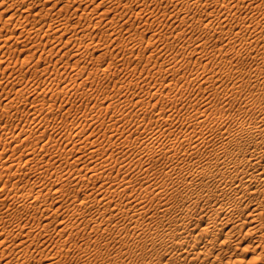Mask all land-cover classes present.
Masks as SVG:
<instances>
[{"label": "rangeland", "instance_id": "374dc122", "mask_svg": "<svg viewBox=\"0 0 264 264\" xmlns=\"http://www.w3.org/2000/svg\"><path fill=\"white\" fill-rule=\"evenodd\" d=\"M35 1L38 2L39 0H34L32 3H28L27 5L30 4L29 8H28L27 5L20 3L19 0H15V1L11 0V2H10V0H0V25L3 24L2 25L3 27L0 26V29H1L0 35H3V36H0V42H3L2 45H0V59L2 58L0 60V212H1L0 213V239L2 237V239L0 240V250L2 249V251H0V264H44V263H47V264H164L165 263L166 264V262H167V264H178V263L179 264L180 263L181 264H187V263L192 264L189 261V259H186L188 262L186 260H182V259L180 261L178 258L172 262L167 261L166 258H167L168 253H170L172 250L174 251L175 248H177V246L178 247L181 245L187 246V242H185L181 245L174 244L173 242L175 239L167 237V235H165L164 233L165 232H166V234H167V232L171 233L175 229H176V231H178V228L175 227L176 223H174L175 221H173V220L175 218H178L179 215H181L180 214L181 203L184 199L187 200V198L185 197V195H186L185 192L186 193L188 192L191 194H197L200 190H204L206 188H211V187H213L214 184H218V182L219 183L223 182V180L225 179V177H224L225 173H223L221 171L222 169H220V170L216 169V168L214 169V167L212 168V166H210L212 168V170L214 171V174L216 173L215 177H214V179H212V181H211L212 183H211L207 180H201L199 177L196 178L194 176H191L189 171L195 169L194 165H196V168L204 166L207 159L215 160L216 157H218V155L219 156L224 155L227 157V159H228V157H229V159H231V158L234 159V158H237L240 156H247L246 154H244V152H245L244 150L241 152L238 150L239 149L238 147H243V146L247 145L246 143H244V142H246V140L241 138L238 141L236 140V141L232 142L233 144L231 143L228 146L229 148L225 152V154H224V149H223L224 147L221 146L222 144L220 142H218V144H220V146L217 144L219 146V147L217 146L218 147V149L216 150L217 152L213 149H210L211 145H209V144H211V142H209V144L206 142L199 143L198 144L199 146L192 148V146H190L187 142H186L187 145H186V143L181 144V142H178V141H180V139H179L177 141L178 143L174 142V144H173V148H175V149H172L170 151L172 154H170V152L166 153V152L162 151L161 149H158L159 148L158 146H160V143H165L166 140H167L166 143H169V142L172 143L173 140L170 137H174V139L176 137V140H177V136H179L180 133L183 132V130L189 131V132L191 130H193L191 127H190L191 130H190V128L188 126V122L184 117V113L186 114V112L193 113V112H195V110H199V112L203 113L204 118L208 117L207 120L208 119L209 120L205 123L206 125L202 126V129L199 126L194 129V131L206 130L207 132L202 131V133L203 134L206 133L205 135H207V134L209 135V136L207 135V137H208V138L206 137L207 139H209V138L211 139V137H212V139L215 138L213 136H215L214 134L216 132L219 133L220 131L226 129L227 128L226 126L230 127L231 125H233L235 123V120L240 121L241 124H243V123L247 124L248 121H255L259 117V116H257V114H254L250 109H252L253 107L257 108L258 106H264V67H262L259 70L256 69L257 65H261L264 61V47H262V46H264V33H263L264 29L261 28L262 30L258 31V28H260V27H258L253 31L252 27L255 25V23H253V20L250 23L249 20L252 19V17H253L252 13H254L256 17H258V20H261V18L263 20V17H261V13L259 11H257L256 9L261 10L264 7V0H254V4H255V8H256V9H254V11H253V8L251 9V8H248L245 6V5H247V3L250 0H242V1H240V4L244 5V7H240L238 9L235 8L236 9L235 13H233V11L235 9L233 11L231 10L232 14L227 15V16H226V13L228 10L226 7H224V5H222L220 3L219 0H209L210 2L207 4V6L206 5L195 6L193 4H190L189 6H187V4L185 3V0H174L173 2H170L168 0H159V1L146 0V4H148L149 8H153V13L155 14V16H154V14H152L153 15L152 16V15H150V13L147 14V12L145 13L142 11L139 13H134V12L130 13L131 11H129V10L123 12L124 11L123 7L125 5L130 4L131 2L132 3L130 4V6L131 7L134 6V8L137 9L136 7H139L141 5L140 4L141 2L139 3V1H136V0H120L121 2L116 1L114 3H112L111 1H106V0H104V2L101 0H94V1L77 0L74 3L73 2L69 3L68 4L69 6H66V7L62 8L61 10H59L58 12L60 14L58 12H56L57 11L56 9H58V8H56L54 10L52 8H49V6L47 5L48 3L46 4V2H44L42 0L39 1L41 3L38 2L39 5ZM15 2H17V3L19 2L20 4L19 3L17 4ZM27 2L28 1H25L24 3H27ZM97 2H99L98 3L99 5L94 9L93 5H94V3L97 4ZM6 3H8V4H6ZM84 3L86 5H88L89 8L92 7V9L90 8L88 10V8L85 6ZM91 4H93V5H91ZM43 5L44 6L46 5V6L44 7ZM74 5L75 6L78 5V8H76L77 12L73 11ZM81 5L84 8H82ZM105 5L109 6L108 9L110 11L108 10L103 15L101 14L102 17L100 18L99 17L100 12H102V9H104ZM111 5H113V6H111ZM114 5H117V6H114ZM3 6L5 7V9ZM6 6H7V8H6ZM14 6L15 7L18 6V7L15 8ZM46 7L49 10H47L45 12V10L47 9ZM18 8L19 9L22 8V9L18 10ZM65 8L67 10H64ZM146 8H147V6H146ZM13 9H15V10H13ZM70 9H71V11H70ZM83 9L84 10L86 9V11H83ZM18 11H20V12H18ZM27 11H29V12H27ZM38 11H40V12H38ZM80 11H81L82 15L80 14ZM171 11H172V14H171ZM10 12H11V14L9 15ZM12 12H14V13H12ZM85 12L86 13L88 12V13L86 14ZM163 12H165V13H163ZM206 12H208L207 15L205 14ZM19 13H21V14L19 15ZM38 13H39V15L42 14L41 16L36 15L39 17V19L40 18H42V19L47 18L45 22L40 23V25L37 24L43 30L42 31L40 29V32H36L37 27H35V26H37V25L33 24V23H37L38 18L35 17V14H38ZM169 13L171 14V16ZM22 14H23V17H22L23 19L21 18ZM24 14H25V16H24ZM52 14L54 15V17L51 18V16H53ZM28 15L31 18L28 17ZM32 15H34V16L32 17ZM84 15H87L88 17L87 16L84 17ZM128 15H130V16L128 17ZM133 15H135V17ZM58 16H59V18H58ZM66 16H69V17H66ZM82 16L84 19L82 18ZM139 16H142V17H139ZM205 16H206L207 20H210L211 23H214V24H216L218 19H221L222 17H226V21L224 22V25H223L224 30L230 28L231 26L237 27L238 24H241V22H244L247 24L249 23L250 27L249 28L246 27V29L243 27L242 31L239 32L240 34L238 32H235L236 35H235V33L232 34L231 40L229 42H225V40L223 39L224 37H220L219 32L215 31V32L210 33V34L209 33L205 34L206 32L203 31V29L201 31L200 30L201 28L199 29V26L197 27L198 19H200V18L205 19ZM97 17H98V19H97ZM132 17H134V18H132ZM28 18H29V20H27ZM32 18H34V19H32ZM35 18H37V20ZM75 18H76V20H75ZM122 18H123V20H122ZM48 19H50V21ZM158 19H160V20H158ZM3 20H4V22H3ZM254 20H257V18ZM5 21H6V23H5ZM22 21H23V23H21ZM25 21H26V23H25ZM75 21H77V23H75ZM148 21H150V22L148 23ZM29 22H30V24L31 23L32 24L30 25ZM17 23L20 25L18 26ZM49 23H52V25L50 24V27L48 25ZM185 23H187V24H185ZM59 24H61V25H59ZM70 24H71V26L68 27V25H70ZM147 24H149V25L147 26ZM261 24H264V20L261 22ZM6 25H8L7 28H9V29H7V28L5 29ZM12 25H17V26L12 27ZM83 25H85V26H83ZM194 25H196V26H194ZM46 26L49 28H46ZM55 26H57L56 29H55ZM124 26H127L128 28L127 27L125 28ZM141 26H143V27L141 28ZM10 27L12 30H14V29L15 30L12 31L10 29ZM21 27H22V29H21ZM51 28H52V30H51ZM18 29L21 32L29 31L31 34L29 32L26 34H25V32H23V33L18 32ZM28 29H30V30H28ZM74 29H75L76 33L74 32ZM118 29H119V31H118ZM217 29L210 28L207 30L214 31ZM90 30H91V32H90ZM143 30H145V31L142 33ZM170 30H171V32H170ZM31 31H33V32H31ZM117 31H118V33H117ZM134 31H136V33ZM138 31L140 33L137 34ZM255 31L257 32V34L260 32L259 33L260 35L256 36ZM19 33H21L22 35ZM40 34H42V35H40ZM150 34L153 36H151ZM251 34H253V35H251ZM138 35H140V36H138ZM4 37H7V38H5L6 39L5 41L3 40ZM139 37H141V38H139ZM29 38H30V40H29ZM52 38H53V40H52ZM110 38H112L113 40ZM126 38H127V40H126ZM72 40H74V41H72ZM107 40H109V41L107 42ZM150 40H151V42H150ZM197 41H199V42L204 41V45H203L202 49H201V47H199V50L194 49V45L196 44ZM72 42H73V44H72ZM121 42H124V43H121ZM130 42H132V43H130ZM77 43H80V44H77ZM104 43H106V46ZM99 45H100V47H99ZM223 45H224L223 51H220V53H219L218 48L220 46H223ZM5 46H8V47H5ZM86 47H87V49H86ZM91 48H92V50H91ZM46 49H48V50L50 49V50L48 51ZM154 49H155V51H154ZM191 49H193V50H191ZM197 51H199V52H197ZM206 51H207V53H205ZM150 53L152 55H150ZM77 55H78V57H77ZM144 55L146 56V59L144 58ZM39 56H41V57H39ZM75 56H76V58H74ZM45 57H47V58H45ZM208 57H210V58H208ZM169 58H171V59H169ZM230 58H231V60H230ZM223 59H224V61H223ZM211 60H212V62H211ZM75 61H76V65H75ZM226 61L227 62L229 61V62L226 63ZM6 62H7V64H6ZM114 63H116V64H114ZM217 63H219V64H217ZM231 63H233V64H231ZM163 64H164V66L165 65H167V66L164 67ZM5 65H7V66H5ZM55 65L57 67H55ZM157 65H158V67H157ZM203 66H204V68H203ZM113 67H114V69H113ZM96 68H97V70H96ZM173 69H175V70L173 71ZM80 70H82V71H80ZM227 70H228V73H227ZM98 72H99V74H98ZM124 73H127V74H124ZM93 74H95L96 76ZM106 74H108V75H106ZM196 74H197V76H196ZM73 75H75L76 77ZM208 75H210V76H208ZM89 79H90V81H89ZM135 79H136V81H135ZM211 80H213V81H211ZM131 82H133V83H131ZM62 83H63V85H62ZM77 84H78V86H77ZM174 84H176V85H174ZM68 85H70V86H68ZM110 87H112V89ZM21 90H22V92H20ZM18 92L21 94H19ZM22 94H24V95H22ZM100 95H102V96H100ZM53 97H56V98H53ZM6 98H9V99H6ZM165 98H167L168 100ZM178 98H180V99L178 100ZM9 100H11V102ZM50 101L52 103L51 105H50ZM60 102H61V104H60ZM4 103H6V104H4ZM249 103H250V105H249ZM16 104H18V105L16 106ZM111 104H113V105H111ZM37 105H39V106H37ZM40 105H41V107H40ZM214 105H215V107H214ZM5 106H9V107H5ZM86 106L88 109L86 108ZM248 106H249V108H248ZM68 107H70V108H68ZM128 108H129V110H128ZM242 108H243V110H242ZM5 109L8 111H6ZM99 109H101V110H99ZM248 109L250 110V112ZM201 110H203V111H201ZM122 111L125 113L128 112V114L124 113L125 114L124 115L121 113ZM143 111H145V112H143ZM159 112L162 113V115L164 117L166 116V118L169 116L171 117V119H170V117L168 118V119H170L169 124H161L160 126H158L154 123L155 115ZM246 112L249 114H247ZM151 119H153V120L151 121ZM259 119H260V117L258 118V120ZM109 121H111V122H109ZM140 121H141V123H140ZM124 122H126V123H124ZM39 123H41V124H39ZM75 123H77V124H75ZM112 123H113V125H112ZM148 123L150 125L147 128ZM170 123H172V124H170ZM144 124L146 126L143 127ZM151 124H153V126ZM154 124L156 127L158 126L160 128H158V127L156 128L154 126ZM39 125H41V126H39ZM73 125H74V127H72ZM107 125L112 126V127L114 126V127L110 128ZM136 125H142V127H141L142 131L140 129H139L140 131L139 130L137 131L135 128ZM126 126H128V127H126ZM150 126H152L154 129H159L158 132H163V130H164L165 134L163 133L164 135L163 134L155 135V139L153 138L152 140H154L153 141L154 145H158V146H156V153L154 152L155 155H153L151 157H147L149 155L145 154V152H139L138 151L137 145H138L140 138H145V136H148V135L152 136V134L154 133L155 130L153 131V133L151 132L149 134L148 131L151 128ZM206 126L208 127V129ZM234 126H236V125H234ZM105 127H106V129H105ZM119 127L121 128V130ZM145 127H146V129H145ZM231 127H233V126H231ZM115 128H116V131H113V130H115ZM161 128H162V131H161ZM182 128H184V129H182ZM23 129H25V130H23ZM82 129H84V130H82ZM110 129H112V130H110ZM167 129L168 130L172 129L171 131H169L170 135H168V136L166 135L168 132ZM211 129L214 131V133L211 132L212 131ZM74 130H75V132H73ZM68 131H69V133H68ZM70 131L72 132V135L74 137L71 135ZM104 131H106V133ZM112 131H113V133H112ZM194 131H191L192 132L191 135L194 134L195 136L193 135L194 136L193 138H197L198 133L194 132ZM77 132L80 135H78ZM142 132H145V133H142ZM173 132H174V134H173ZM137 133H138V135L140 133V135L138 136ZM143 134H145V135H143ZM77 135L79 136L78 138H80V139L83 138L85 141H88V140L91 141V139H92V140H96L97 143L100 142V145H102L103 148L105 147L104 149H106V151L104 149H99L97 151V153H94V154H96L95 156H94V154H90L88 152V149H85V150L83 149V152H82V149L80 151V148L74 146V144L76 142H77L76 143L77 145L75 144L76 146H78L80 144V142L77 141V139H78ZM55 136H57V137H55ZM71 136H72V138H71ZM81 136H83V137H81ZM136 136H138V137L134 138ZM85 137L86 138L88 137L87 140ZM123 138H127L128 140L132 141V143L134 145L128 144L127 142L122 143L121 140ZM73 139L75 141L74 144H73ZM134 139H135V142H134ZM136 139L138 141H136ZM18 140H19V142H18ZM111 140L113 141L112 142L113 144L111 143ZM168 140H170V141L168 142ZM101 141H103V144ZM215 141H216V139H215ZM108 143L112 144V145H109ZM41 144L44 146H42ZM179 144H181L180 147H179ZM32 145H33V147H32ZM236 145H239V146H236ZM261 145L264 146V142ZM61 146H63V147H61ZM71 146L74 147L75 149L74 148L72 149ZM46 147L48 148V152H47ZM76 148H78V149H76ZM232 148H234V149H232ZM247 148H249V146ZM64 149L68 150V151H65ZM69 149L70 150L72 149L71 150L72 155H70ZM219 149H221V150H219ZM73 150H75V151H73ZM173 150H175V151H173ZM177 151H178V153H177ZM87 153H88V155H87ZM99 153H101V154H99ZM58 154H59V156H58ZM124 154H126V155H124ZM139 154H141V155H139ZM215 154H217L216 157H215ZM35 155L38 156V158H40L39 157L40 155H41V157L44 156L43 158H41V160L45 159V158L49 159L51 157L50 160H52V161L50 164H52V166H51V168L53 167L52 170L50 168V170H48V172L45 171L46 174H44L45 172L42 171L44 168L35 166L36 164L30 158H28V156L32 157ZM167 155L168 156L172 155L173 159H169ZM66 156H68V159ZM76 156H80L81 158L76 157ZM104 156L106 158H104ZM23 157L25 158V160ZM53 157H56V158H53ZM95 157H97V158H95ZM115 157H118L119 160L123 159L124 162L122 161L121 164L117 165L120 168H117L116 166L111 168V169L104 168V172H103L104 179H106L108 181H111V179H112L111 182L114 183L113 186H116V185L122 186L121 180L123 181V179H125L124 181L128 180V182L130 180V182H129L130 184L128 182L126 183V184H128V189L126 191V194L128 192H129V194L131 192V194L130 195L127 194L130 198H127L124 196L126 199L122 198L123 200L121 199V197L119 199L117 197H114L112 199L111 203L119 202V200L121 199V201H122L121 203H123V204L127 203V206L137 204L138 205L137 207H139V206L143 207L145 209V211L140 212L141 215L140 214L138 215L136 213H132L133 212L132 209L129 210L128 215L123 214L122 216L117 215V217H115L116 215L114 214L115 216H114L113 220H115L117 222L120 221V222L117 224H114V222L112 220L111 222H109L111 224L104 225L105 223H101L102 228H100L97 231H95V230L93 231V229H90L88 227H86V228L81 227L82 229L80 228L79 230H77L78 232L74 231V230L73 231L71 230L72 231L71 232L70 229H66L63 232L58 231L57 226H55V224L59 222L57 220L62 219V221L67 220V222H69L70 220L71 221L75 220L73 218L70 219V217H69L70 214H68V213H71V212L67 213V208H66V206H68L69 203L71 204L72 199L75 197L74 195L78 194V196H82L83 192H86L87 190H88L87 192H89L90 189H92V190H94V189H93V187H90V186H87L86 188H85V186H81L82 188L79 187V188H81L79 190L78 189L73 190L71 188L70 189L67 188L68 190L66 189V190L59 192V193H61V192L63 193V196L60 197V195L62 193L60 195L58 193L59 187L56 186V184L58 183V179L56 181L57 177H56V173H54L55 170L58 168L59 172L62 171L61 173L64 176H66L68 173L67 171H70V169H65V168H68L69 164H70V167L72 166L73 168H75V166L78 167L80 165V163L83 166L85 165V167H89V166H95L98 163L103 162L105 159H107L108 161H110V160L112 161V160H114ZM137 157H138V159H137ZM100 158L102 159V161ZM108 158H110V159H108ZM23 160H24V162H23ZM57 160H58V162H57ZM74 160H75V162H74ZM135 160H136V162H135ZM176 160L178 163L176 162ZM182 160H183V162H182ZM93 161L95 163H93ZM96 161H99V162H96ZM41 162L43 163V160ZM41 162H40V165H41ZM53 162H54V164H53ZM58 163H59V165H58ZM31 164H33V165H31ZM170 164H172L173 166ZM240 165H241V167H240ZM240 165H239L238 169H242L243 166H242V164H240ZM138 166H140V167H138ZM149 166L152 168H150ZM172 167H173V169H172ZM169 168H171V169H169ZM12 169H13V171H12ZM137 169L139 171H137ZM154 170H157V171H154ZM175 170H176V174H175ZM34 171H36V172H34ZM166 171H168L170 173L169 177H167V175L165 173ZM183 171H184V173H183ZM16 172H18V173H16ZM38 172L43 173V175H41V173H38ZM163 172L165 175L163 174ZM180 172H182V174ZM186 172H188V173H186ZM108 173H109V175H108ZM131 173H133V174H131ZM179 173H180V175H179ZM52 174H54V175L51 176ZM184 174L186 176L185 180H187L186 183H184L185 180L183 182V179L180 178V177H184ZM40 175H41V177H40ZM103 175H102V178H103ZM176 175H177V177H176ZM181 175H183V176H181ZM69 176H72L74 179L75 173L70 171ZM135 176H136L137 180H136ZM171 176H172V178H171ZM178 176H179V178H178ZM221 176H223V177H221ZM122 177H123V179H122ZM42 178H44V179H42ZM168 178H170V180ZM191 178H193V179H191ZM215 178H216V180H215ZM220 178H221V180H219ZM161 179H162V183H161ZM180 179H181V181H179ZM188 180L193 182V184H191V186H187L189 184ZM100 181H101V179H100ZM50 182L51 183L54 182L55 185H52ZM117 182H118V184H117ZM139 182H141V183H139ZM207 183H209V184H207ZM48 184H49V186H48ZM153 184H157V185L153 186ZM185 184L187 187L185 186ZM107 185H108V183L106 184V186ZM146 185L147 186L149 185V187H151V188L149 189V187H148V189L146 190L144 188ZM174 186L176 187V189ZM49 187H50V189L54 188L55 191L53 189H51L52 190V193H51V190L49 189ZM55 187H56V189H55ZM170 187H172V188H170ZM46 188H47V190H45ZM64 188H66V187H64ZM129 188H130V190H132V189L133 190L130 191ZM164 188H165V190H164ZM37 189H39V190H37ZM36 190L41 191L40 192L41 195L44 194L43 191L45 190V194H44L45 199H44V195H43L42 196L43 200L41 197V200H42L41 202H39L38 200L36 201V197H35L36 192H37ZM67 191H68V193H67ZM75 191L77 193H74ZM140 191H142L143 194ZM152 191H153L154 195H153ZM154 191H156V192H154ZM196 191H197V193H196ZM23 192H24L25 196H24ZM25 192H28V194ZM157 192L160 194L158 195ZM70 193H72V195ZM69 194L71 197L69 196ZM134 194L135 195L137 194V195L135 196ZM181 194H182V196H181ZM30 195H32V196H30ZM55 195H56V198L58 197L56 199V201H55ZM144 195H145V199H144ZM131 196L133 198L132 200H131ZM140 196H142V197L139 198ZM155 196H156V198H155ZM18 197H20V198H18ZM21 197L23 199L25 198L24 201L22 200ZM210 197L211 198H209L210 201L208 204L206 202L208 200L206 198L204 200L201 197H199L197 201L193 202V204H191V206H192V210L194 211V213L195 212L199 213L203 209H204L203 212H205L206 211L205 209H207L210 213L212 212V214L213 213L215 214V212H217L218 209H220L219 208L220 206L217 207L218 205H220V203L222 204L223 201L226 202L227 200L231 199V198H229V197H231L230 195L227 196V194L222 195L220 193H216V195H212ZM15 198L18 199V201L15 200ZM146 198H147V200H146ZM212 198L214 199V201ZM26 199L28 201L30 199V202L28 203V201ZM34 199H35V201H34ZM21 201H22V203H21ZM68 201H69V203H68ZM129 201H132V202L129 203ZM133 201H135V203ZM138 201H140V202L138 203ZM18 202H20V203H18ZM33 202H36L35 205L39 204V208L34 209V208L30 207V205H33ZM37 202H39V203H37ZM50 202L52 203V205H49ZM205 202H206V204H205L206 206L204 205ZM211 202L213 204H211ZM43 203H45V204H43ZM95 203H94L95 205L93 204V206H91L92 209H91V207H88L89 210L91 209L90 211L92 212V214H96L95 213L96 211H92V210H96V207L99 208L100 210H103L102 207L105 206L101 202H95ZM186 203H188V202H186ZM7 204H9V205H7ZM21 204H22V206L23 205H25V206L22 207ZM27 204L28 205L30 204V205L28 206ZM65 204H66V206H65ZM161 204H163L164 207H169V206L172 207V210L168 211L169 213L167 212L166 214H162V212L157 210V208ZM210 204L212 207L210 206ZM42 205H44V206L42 207ZM57 205H58V207H57ZM102 205H104V206H102ZM241 205L242 204H240V207L243 206V205L242 206ZM45 206L46 207L48 206L50 208L47 207V209H46ZM55 206H56V208H55ZM3 207H4V209H3ZM201 207L202 208L205 207V208L202 209ZM53 208H54V210L55 209L56 210L54 211ZM32 209L34 211H32ZM48 209L49 210L51 209L52 212L49 211ZM209 209H211L212 211H210ZM245 211L246 210H244L243 212L245 213ZM53 212H55V214ZM66 213H67V215H66ZM131 213L133 214L132 216L129 215ZM156 213H157V215H156ZM160 213L162 214L163 217L160 216ZM171 214H172V216H171ZM214 214H213V216H214ZM42 215H44V216H42ZM55 215H57V216H55ZM62 215H66V216H64V218H63V217H61ZM183 215L184 214H182L181 216H183ZM67 216L69 217V219H65V218H67ZM175 216H177V217H175ZM173 217H175V218H173ZM131 220H134V221L132 222ZM43 221H44V223L49 221L48 222L49 226H47L46 227L47 229L45 228V230H44V227L41 225V224H43ZM22 222H24V223H22ZM18 224L21 225L20 227H23L22 231H21V229H19L20 227H17V226H19ZM35 224H38V225L35 226ZM134 224L137 225V227ZM122 226H124V227H122ZM162 226H163V228H162ZM104 227L106 228V230H105L106 232H104V230H102ZM201 227H202V225H201ZM37 228H39V229H37ZM197 229H195L194 231H192V230L188 231L190 234H188V232H186L187 240L192 239L194 237L195 233H198ZM176 231H174V232H176ZM256 232H254V234L253 233L249 234L250 236L246 235L245 238L242 239L240 244H238V242H237L238 240L235 239L234 242H236V243L229 246L231 251H233V253L231 255L233 257L234 256L238 257L237 258L238 261H236V263L234 262L233 264H263L264 263L263 262L264 261V254H263L264 248L262 247L264 242L262 243V246H261L263 250L260 248V246H259V248L253 247L255 249L254 250L251 247V245H249V244H251V241L253 240L252 238L256 237V234L257 235H259L260 233L264 234V227L261 230L256 231ZM42 233H44V234H42ZM164 236H166V238ZM241 236H243V235H241ZM35 237L37 240L35 239ZM222 237H223V232L221 231L216 236V238L219 241ZM262 239H264V235H263ZM153 240L155 243L153 242ZM84 241H85V243H84ZM262 241H264V240H262ZM25 242L27 245L25 244ZM86 242H88L89 244L88 243L86 244ZM94 242L96 244H94ZM161 242H163V243L161 244ZM189 243L190 242H188V244ZM244 243L247 244V245L245 244L246 246L244 247L246 250L244 248H242L244 246ZM236 245H238V246H236ZM82 246H85L86 249H84V247H82ZM14 247H15V249H14ZM18 247H20V248H18ZM79 247L80 248L82 247L83 249H80ZM56 249L58 250V253H57ZM165 250H166V252H165ZM257 250H258V252H257ZM260 250H262V251L260 252V257H259V251ZM46 251H47V253H46ZM29 252H31V253H29ZM18 253H20V254H18ZM40 253H41V256H39ZM42 253L43 254L46 253V254H44L46 256H43ZM50 256H51V258H50ZM55 257H56V259H55ZM223 258H224V256H223ZM256 258H258V259H256ZM48 260H50V261H48ZM47 261L50 263H48ZM237 262H239V263H237ZM197 264H204V263L198 261Z\"/></svg>", "mask_w": 264, "mask_h": 264}, {"label": "bare ground", "instance_id": "6f19581e", "mask_svg": "<svg viewBox=\"0 0 264 264\" xmlns=\"http://www.w3.org/2000/svg\"><path fill=\"white\" fill-rule=\"evenodd\" d=\"M15 1V0H14ZM20 1V3H22V4H24V5H27L28 3H32L34 0H19ZM25 1H28L27 3H24ZM40 1V0H39ZM38 1V2H39ZM42 1H44V2H46V4L49 6V8H52V9H56V8H58V9H56L57 11L56 12H58L59 10H61L62 8H64V7H66V6H69L68 4L69 3H71V2H76L77 0H42ZM81 1V0H80ZM90 1V0H89ZM88 1V2H89ZM91 1H94V0H91ZM101 1H103L104 2V0H101ZM106 1H111L112 3H114V2H116V1H120V0H106ZM105 1V2H106ZM136 1H139V3L141 4L139 7H136L137 9H135L134 8V6L133 7H131L130 6V4L132 3H130V4H128V5H125L124 7H123V12H125V11H127V10H129V11H131L130 13H132V12H134V13H139V12H147V14L148 13H150V15H152V14H154L153 13V8H149V6H148V4H146V0H136ZM154 1H159V0H154ZM168 1H170V2H173L174 0H168ZM220 1V3L222 4V5H224V7H226L227 8V13H226V16L227 15H230V14H232L231 13V10L233 11L235 8L236 9H238V8H240V7H244V5H242V4H240V1H242V0H219ZM10 2H11V0H10ZM13 2V1H12ZM36 3H38L37 1H35ZM121 2V1H120ZM210 1L209 0H185V3L187 4V6H189L190 4H193V5H195V6H200V5H206L207 6V4L209 3ZM218 2V1H217ZM15 3H17V2H15ZM19 3V2H18ZM17 3V4H18ZM19 3V4H20ZM39 3H41V2H39ZM39 3H38V5H39ZM99 2H97V4H95L94 3V5L93 4H91V5H93L94 6V9L99 5L98 4ZM102 3V2H101ZM119 3V2H118ZM124 3V2H123ZM6 4H8V3H6ZM12 4V3H11ZM14 4V3H13ZM21 4V5H22ZM80 4V3H79ZM85 4V3H84ZM83 4V5H84ZM120 4V3H119ZM16 5V4H15ZM30 5V4H29ZM29 5H27V7L29 8ZM35 5V4H34ZM41 5V4H40ZM96 5V6H95ZM118 5V4H117ZM117 5H114V6H117ZM124 5V4H123ZM147 6V8H146V6ZM11 6V5H10ZM9 6V7H10ZM20 6V5H19ZM44 6V5H43ZM46 6V5H45ZM44 6V7H45ZM73 6V5H72ZM71 6V7H72ZM80 6V5H79ZM82 6V5H81ZM85 6L88 8V10L91 8L92 9V7H88V5H86L85 4ZM103 6V5H102ZM111 6H113V5H111ZM121 6V5H120ZM246 7H248V8H253V11H254V9H256L255 8V4H254V0H250L248 3H247V5H245ZM4 7V6H3ZM15 7V6H14ZM18 7V6H17ZM17 7H15V8H17ZM26 7V6H25ZM122 7V6H121ZM120 7V8H121ZM145 7V8H144ZM6 8H7V6H6ZM47 8V7H46ZM45 8V9H46ZM76 8H78V5H74V10L73 11H75V12H77L76 11ZM81 8V7H80ZM82 8H84L83 6H82ZM103 8V7H102ZM109 6L107 5H105V7H104V9H102V12H100V18L102 17L101 16V14L103 15L104 13H106L109 9ZM114 8V7H113ZM4 9H5V7H4ZM9 9V8H8ZM20 9H22V8H20ZM19 8H18V10H20ZM31 9V8H30ZM51 9V10H52ZM161 9V8H160ZM180 9V8H179ZM178 9V10H179ZM236 9L233 11V13H235L236 12ZM13 10H15V9H13ZM47 10H49L48 8L45 10V12L47 11ZM64 10H67L66 8L64 9ZM87 10V11H88ZM101 10V9H100ZM114 10V9H113ZM182 10V9H181ZM184 10V9H183ZM257 11H259L260 13H261V17H263V20H264V7L261 9V10H258V9H256ZM53 11V10H52ZM70 11H71V9H70ZM72 11V12H73ZM83 11H86V9L84 10L83 9ZM110 11V10H109ZM163 11V10H162ZM15 12V11H14ZM14 12H12V13H14ZM18 12H20V11H18ZM25 12V11H24ZM27 12H29V11H27ZM35 12V11H34ZM38 12H40V11H38ZM54 12V11H53ZM67 12V11H66ZM91 12V11H90ZM114 12V11H113ZM112 12V13H113ZM186 12V11H185ZM48 13V12H47ZM50 13V12H49ZM59 13V12H58ZM74 13V12H73ZM86 13V12H85ZM84 13V14H85ZM88 13V12H87ZM86 13V14H87ZM97 13V12H96ZM163 13H165V12H163ZM178 13V12H177ZM184 13V12H183ZM182 13V14H183ZM11 14V12L9 13V15ZM18 14V13H17ZM21 13H19V15H20ZM26 14V13H25ZM25 14H24V16H25ZM28 14V13H27ZM31 14V13H30ZM60 14V13H59ZM63 14V13H62ZM61 14V15H62ZM75 14V13H74ZM73 14V15H74ZM80 14H81V11H80ZM94 14V13H93ZM98 14V13H97ZM129 14V13H128ZM170 14V13H169ZM171 14H172V11H171ZM171 14H170V16H171ZM206 15L208 14V12H206L205 13ZM257 14V13H256ZM13 15V14H12ZM36 15H39V13L38 14H35V17H37L38 18V20H37V18H35L36 20H37V23H33L34 25H40V23H43V22H45L46 21V19L47 18H40L39 19V17L38 16H36ZM42 15V14H41ZM41 15H39V16H41ZM53 15V14H52ZM57 15V14H56ZM82 15V14H81ZM121 15V14H120ZM132 15V14H131ZM184 15V14H183ZM182 15V16H183ZM34 15H32V17H33ZM51 16V15H50ZM71 16V15H70ZM79 16V15H78ZM85 16H87V15H84V17ZM92 16V15H91ZM115 16V15H114ZM130 15H128V17H129ZM134 17H135V15H133ZM147 16V15H146ZM149 16V15H148ZM153 16V15H152ZM154 16H155V14H154ZM157 16V15H156ZM169 16V15H168ZM252 19H250L249 20V22L251 23L252 22V20H253V23H255V25L252 27V30L254 31L256 28H258V27H260V28H258V31H260V30H262V29H264V24H261V22L263 21L262 20V18H261V20H258V17H256L255 16V14L254 13H252ZM12 17V16H11ZM23 17V14H22V16H21V18ZM28 17H30L29 15H28ZM52 17H54V15L53 16H51V18ZM66 17H69V16H66ZM65 17V18H66ZM77 17V16H76ZM88 17V16H87ZM120 17V16H119ZM127 17V16H126ZM125 17V18H126ZM134 17H132V18H134ZM139 17H142V16H139ZM31 18V17H30ZM50 18V17H49ZM50 18V19H51ZM58 18H59V16H58ZM57 18V19H58ZM63 18V17H62ZM64 18V19H65ZM82 18H83V16H82ZM116 18V17H115ZM131 18V17H130ZM138 18V17H137ZM152 18V17H151ZM257 18V20H254V19H256ZM259 18V19H260ZM10 19V18H9ZM16 19V18H15ZM23 19V18H22ZM21 19V20H22ZM32 19H34V18H32ZM50 19H48L49 21H50ZM67 19V18H66ZM79 19V18H78ZM84 19V18H83ZM97 19H98V17H97ZM112 19V18H111ZM149 19V18H148ZM156 19V18H155ZM11 20V19H10ZM27 20H29V18L27 19ZM26 20V21H27ZM40 20V21H39ZM52 20V19H51ZM75 20H76V18H75ZM122 20H123V18H122ZM125 20V19H124ZM147 20V19H146ZM158 20H160V19H158ZM7 21V20H6ZM6 21H5V23H6ZM26 21H25V23H26ZM31 21V20H30ZM35 21V20H34ZM55 21V20H54ZM60 21V20H59ZM62 21V20H61ZM67 21V20H66ZM65 21V22H66ZM85 21V20H84ZM89 21V20H88ZM110 21V20H109ZM142 21V20H141ZM226 21V17H222L221 19H218L217 20V22H216V24H214V23H211V21L210 20H207L206 19V16H205V19H202V18H200V19H198V23H197V27L199 26V29L202 31V29H203V31H205L206 33L205 34H210V33H213V32H219V34H220V37H224L223 39L225 40V42H229L230 40H231V38H232V34H234L235 32H240V31H242V29H243V27L246 29V27L247 28H249L250 27V25H249V23L247 24V23H244V22H241V24H238V26L237 27H235V26H231L230 28H228V29H226V30H224L223 29V25H224V22ZM261 21V22H260ZM3 22H4V20H3ZM32 22V21H31ZM48 22V21H47ZM56 22V21H55ZM58 22V21H57ZM106 22V21H105ZM121 22V21H120ZM150 21H148V23H149ZM21 23H23V21L21 22ZM62 23V22H61ZM75 23H77V21H75ZM97 23V22H96ZM109 23V22H108ZM159 23V22H158ZM164 23V22H163ZM162 23V24H163ZM14 24V23H13ZM29 24H30V22H29ZM32 24V23H31ZM30 24V25H31ZM50 24L52 25V23H49L48 25H49V27H50ZM56 24V23H55ZM65 24V23H64ZM68 24V23H67ZM81 24V23H80ZM85 24V23H84ZM102 24V23H101ZM130 24V23H129ZM185 24H187V23H185ZM3 25V24H2ZM2 25H0L1 27H3ZM17 25L19 26L20 24H18L17 23ZM17 25H12V27H14V26H17ZM35 26V27H37V31L36 32H40V29H41V27L40 26ZM59 25H61V24H59ZM138 25V24H137ZM149 24H147V26H148ZM7 26L8 25H6L5 26V29L7 28ZM65 26V25H64ZM69 26H71V24L70 25H68V27ZM83 26H85V25H83ZM129 26V25H128ZM151 26V25H150ZM193 26V25H192ZM194 26H196V25H194ZM27 27V26H26ZM34 27V28H35ZM45 27V26H44ZM43 27V28H44ZM49 27H47L46 26V28H49ZM56 27L57 26H55V29H56ZM74 27V26H73ZM106 27V26H105ZM125 28L127 27V26H124ZM143 26H141V28H142ZM152 27V26H151ZM178 27V26H177ZM176 27V28H177ZM24 28V27H23ZM33 28V27H32ZM54 28V27H53ZM128 28V27H127ZM193 28V27H192ZM210 28H213V29H217V30H214V31H209V30H207V29H210ZM236 28V29H235ZM262 28V29H261ZM7 29H9V28H7ZM10 29H11V27H10ZM21 29H22V27H21ZM27 29V28H26ZM31 29V28H30ZM30 29H28V30H30ZM45 29V28H44ZM59 29V28H58ZM72 29V28H71ZM112 29V28H111ZM198 29V28H197ZM244 29V30H245ZM1 30V29H0ZM4 30V29H3ZM12 30V29H11ZM15 30V29H14ZM14 30H12V31H14ZM36 30V29H35ZM42 30V29H41ZM51 30H52V28H51ZM67 30V29H66ZM73 30V29H72ZM103 30V29H102ZM199 30V31H200ZM251 30V29H250ZM43 31V30H42ZM46 31V30H45ZM89 31V30H88ZM111 31V30H110ZM118 31H119V29H118ZM118 31H117V33H118ZM145 30H143L142 31V33L144 32ZM153 31V30H152ZM155 31V30H154ZM18 32H21V31H19V29H18ZM23 32H25V31H23ZM23 32H21V33H23ZM29 31H27V32H25V34L26 33H28ZM31 32H33V31H31ZM74 32H75V29H74ZM87 32V31H86ZM90 32H91V30H90ZM94 32V31H93ZM92 32V33H93ZM135 33H136V31H134ZM170 32H171V30H170ZM185 32V31H184ZM183 32V33H184ZM256 32V31H255ZM262 32V31H261ZM21 33H19V34H21ZM30 33V32H29ZM45 33V32H44ZM47 33V32H46ZM71 33V32H70ZM69 33V34H70ZM76 33V32H75ZM111 33V32H110ZM109 33V34H110ZM138 33H140L139 31L137 32V34ZM253 33V32H252ZM260 33V32H259ZM257 34V32H256V36H259L260 34ZM263 33H264V31H263ZM17 34V33H16ZM18 34V35H19ZM24 34V35H25ZM31 34V33H30ZM29 34V35H30ZM38 34V33H37ZM49 34V33H48ZM104 34V33H103ZM130 34V33H129ZM149 34V33H148ZM153 34V33H152ZM178 34V33H177ZM240 34V33H239ZM12 35V34H11ZM22 35V34H21ZM40 35H42V34H40ZM39 35V36H40ZM71 35V34H70ZM120 35V34H119ZM128 35V34H127ZM135 35V34H134ZM151 35V34H150ZM174 35V34H173ZM172 35V36H173ZM235 35H236V33H235ZM238 35V34H237ZM251 35H253V34H251ZM0 36H3V35H0ZM20 36V35H19ZM36 36V35H35ZM76 36V35H75ZM83 36V35H82ZM113 36V35H112ZM138 36H140V35H138ZM151 36H153V35H151ZM150 36V37H151ZM24 37V36H23ZM74 37V36H73ZM92 37V36H91ZM159 37V36H158ZM162 37V36H161ZM207 37V36H206ZM210 37V36H209ZM5 38H7V37H4L3 38V40L5 41L6 39ZM51 38V37H50ZM70 38V37H69ZM79 38V37H78ZM133 38V37H132ZM139 38H141V37H139ZM163 38V37H162ZM240 38V37H239ZM242 38V37H241ZM33 39V38H32ZM66 39V38H65ZM106 39V38H105ZM110 39H112V38H110ZM123 39V38H122ZM135 39V38H134ZM148 39V38H147ZM2 40V39H1ZM29 40H30V38H29ZM41 40V39H40ZM52 40H53V38H52ZM60 40V39H59ZM79 40V39H78ZM113 40V39H112ZM126 40H127V38H126ZM139 40V39H138ZM141 40V39H140ZM195 40V39H194ZM193 40V41H194ZM199 40V39H198ZM201 40V39H200ZM204 40V39H203ZM233 40V39H232ZM57 41V40H56ZM72 41H74V40H72ZM88 41V40H87ZM100 41V40H99ZM109 40H107V42H108ZM125 41V40H124ZM142 41V40H141ZM40 42V41H39ZM78 42V41H77ZM92 42V41H91ZM150 42H151V40H150ZM2 43L3 42H0V45H2ZM46 43V42H45ZM120 43V42H119ZM121 43H124V42H121ZM130 43H132V42H130ZM129 43V44H130ZM190 43V42H189ZM192 43V42H191ZM9 44V43H8ZM40 44V43H39ZM38 44V45H39ZM72 44H73V42H72ZM77 44H80V43H77ZM87 44V43H86ZM95 44V43H94ZM105 44V46H106V43H104ZM103 44V45H104ZM112 44V43H111ZM118 44V43H117ZM187 44V43H186ZM194 44V43H193ZM5 45V44H4ZM52 45V44H51ZM63 45V44H62ZM65 45V44H64ZM82 45V44H81ZM203 45H204V41H201V42H199V41H197L196 42V44L194 45V49H197V50H199V47H201V49H202V47H203ZM226 45V44H225ZM9 46V45H8ZM8 46H5V47H8ZM76 46V45H75ZM124 46V45H123ZM144 46V45H143ZM187 46V45H186ZM192 46V45H191ZM190 46V47H191ZM213 46V45H212ZM253 46V45H252ZM261 46V45H260ZM50 47V46H49ZM57 47V46H56ZM77 47V46H76ZM99 47H100V45H99ZM146 47V46H145ZM144 47V48H145ZM205 47V46H204ZM226 47V46H225ZM228 47V46H227ZM262 47H264V46H262ZM47 48V47H46ZM52 48V47H51ZM75 48V47H74ZM102 48V47H101ZM123 48V47H122ZM143 48V49H144ZM164 48V47H163ZM210 48V47H209ZM223 48H224V45L223 46H220L219 48H218V51H219V53H220V51H223ZM234 48V47H233ZM42 49V48H41ZM81 49V48H80ZM86 49H87V47H86ZM104 49V48H103ZM151 49V48H150ZM186 49V48H185ZM227 49V48H226ZM236 49V48H235ZM46 50H48V49H46ZM50 50V49H49ZM48 50V51H49ZM58 50V49H57ZM70 50V49H69ZM91 50H92V48H91ZM140 50V49H139ZM138 50V51H139ZM188 50V49H187ZM191 50H193V49H191ZM102 51V50H101ZM127 51V50H126ZM135 51V50H134ZM154 51H155V49H154ZM195 51V50H194ZM193 51V52H194ZM209 51V50H208ZM216 51V50H215ZM56 52V51H55ZM69 52V51H68ZM92 52V51H91ZM103 52V51H102ZM143 52V51H142ZM188 52V51H187ZM192 52V53H193ZM197 52H199V51H197ZM212 52V51H211ZM225 52V51H224ZM235 52V51H234ZM49 53V52H48ZM77 53V52H76ZM101 53V52H100ZM106 53V52H105ZM148 53V52H147ZM205 53H207V51L205 52ZM214 53V52H213ZM223 53V52H222ZM41 54V53H40ZM67 54V53H66ZM72 54V53H71ZM80 54V53H79ZM142 54V53H141ZM210 54V53H209ZM234 54V53H233ZM121 55V54H120ZM134 55V54H133ZM150 55H152L151 53H150ZM70 56V55H69ZM99 56V55H98ZM190 56V55H189ZM39 57H41V56H39ZM38 57V58H39ZM65 57V56H64ZM67 57V56H66ZM77 57H78V55H77ZM120 57V56H119ZM150 57V56H149ZM153 57V56H152ZM207 57V56H206ZM211 57V56H210ZM210 57H208V58H210ZM45 58H47V57H45ZM44 58V59H45ZM74 58H76V56L74 57ZM131 58V57H130ZM144 58L146 59V56L144 55ZM155 58V57H154ZM162 58V57H161ZM194 58V57H193ZM196 58V57H195ZM2 59V58H1ZM0 59V60H1ZM169 59H171V58H169ZM213 59V58H212ZM219 59V58H218ZM221 59V58H220ZM227 59V58H226ZM5 60V59H4ZM103 60V59H102ZM149 60V59H148ZM168 60V59H167ZM174 60V59H173ZM187 60V59H186ZM189 60V59H188ZM197 60V59H196ZM228 60V59H227ZM230 60H231V58H230ZM229 60V61H230ZM77 61V60H76ZM76 61H75V65H76ZM122 61V60H121ZM163 61V60H162ZM223 61H224V59H223ZM228 61V62H229ZM117 62V61H116ZM126 62V61H125ZM129 62V61H128ZM153 62V61H152ZM167 62V61H166ZM198 62V61H197ZM211 62H212V60H211ZM220 62V61H219ZM227 61H226V63H228ZM206 63V62H205ZM6 64H7V62H6ZM106 64V63H105ZM110 64V63H109ZM114 64H116V63H114ZM119 64V63H118ZM125 64V63H124ZM162 64V63H161ZM197 64V63H196ZM204 64V63H203ZM217 64H219V63H217ZM216 64V65H217ZM223 64V63H222ZM231 64H233V63H231ZM74 65V66H75ZM102 65V64H101ZM111 65V64H110ZM136 65V64H135ZM143 65V64H142ZM153 65V64H152ZM178 65V64H177ZM202 65V64H201ZM224 65V64H223ZM5 66H7V65H5ZM4 66V67H5ZM81 66V65H80ZM79 66V67H80ZM150 66V65H149ZM163 66H164V64H163ZM165 66H167V65H165ZM164 66V67H165ZM198 66V65H197ZM222 66V65H221ZM227 66V65H226ZM230 66V65H229ZM3 67V68H4ZM55 67H57L56 65H55ZM83 67V66H82ZM81 67V68H82ZM157 67H158V65H157ZM161 67V66H160ZM223 67V66H222ZM262 67H264V61H263V63L261 64V65H257V67H256V69H261ZM44 68V67H43ZM42 68V69H43ZM80 68V69H81ZM86 68V67H85ZM116 68V67H115ZM119 68V67H118ZM156 68V67H155ZM202 68V67H201ZM203 68H204V66H203ZM209 68V67H208ZM211 68V67H210ZM221 68V67H220ZM41 69V70H42ZM57 69V68H56ZM79 69V68H78ZM92 69V68H91ZM113 69H114V67H113ZM162 69V68H161ZM164 69V68H163ZM196 69V68H195ZM194 69V70H195ZM96 70H97V68H96ZM102 70V69H101ZM125 70V69H124ZM138 70V69H137ZM175 69H173V71H174ZM222 70V69H221ZM233 70V69H232ZM45 71V70H44ZM55 71V70H54ZM59 71V70H58ZM80 71H82V70H80ZM91 71V70H90ZM111 71V70H110ZM113 71V70H112ZM133 71V70H132ZM158 71V70H157ZM160 71V70H159ZM164 71V70H163ZM208 71V70H207ZM231 71V70H230ZM56 72V71H55ZM134 72V71H133ZM139 72V71H138ZM137 72V73H138ZM198 72V71H197ZM211 72V71H210ZM232 72V71H231ZM89 73V72H88ZM148 73V72H147ZM150 73V72H149ZM160 73V72H159ZM214 73V72H213ZM219 73V72H218ZM227 73H228V70H227ZM98 74H99V72H98ZM124 74H127V73H124ZM154 74V73H153ZM76 75V74H75ZM75 75H73V76H75ZM93 75H95V74H93ZM92 75V76H93ZM106 75H108V74H106ZM212 75V74H211ZM96 76V75H95ZM125 76V75H124ZM196 76H197V74H196ZM208 76H210V75H208ZM76 77V76H75ZM74 77V78H75ZM82 77V76H81ZM80 77V78H81ZM110 77V76H109ZM115 77V76H114ZM142 77V76H141ZM200 77V76H199ZM98 78V77H97ZM53 79V78H52ZM72 79V78H71ZM122 79V78H121ZM165 79V78H164ZM195 79V78H194ZM207 79V78H206ZM68 80V79H67ZM70 80V79H69ZM95 80V79H94ZM109 80V79H108ZM239 80V79H238ZM74 81V80H73ZM89 81H90V79H89ZM131 81V80H130ZM129 81V82H130ZM135 81H136V79H135ZM138 81V80H137ZM211 81H213V80H211ZM205 82V81H204ZM53 83V82H52ZM131 83H133V82H131ZM51 84V83H50ZM80 84V83H79ZM141 84V83H140ZM59 85V84H58ZM62 85H63V83H62ZM61 85V86H62ZM73 85V84H72ZM122 85V84H121ZM124 85V84H123ZM154 85V84H153ZM165 85V84H164ZM174 85H176V84H174ZM227 85V84H226ZM235 85V84H234ZM55 86V85H54ZM68 86H70V85H68ZM77 86H78V84H77ZM82 86V85H81ZM117 86V85H116ZM145 86V85H144ZM149 86V85H148ZM236 86V85H235ZM75 87V86H74ZM121 87V86H120ZM178 87V86H177ZM227 87V86H226ZM232 87V86H231ZM61 88V87H60ZM111 89H112V87H110ZM119 88V87H118ZM157 88V87H156ZM163 88V87H162ZM17 89V88H16ZM26 89V88H25ZM106 89V88H105ZM166 89V88H165ZM215 89V88H214ZM213 89V90H214ZM232 89V88H231ZM14 90V89H13ZM43 90V89H42ZM48 90V89H47ZM60 90V89H59ZM67 90V89H66ZM118 90V89H117ZM136 90V89H135ZM16 91V90H15ZM40 91V90H39ZM112 91V90H111ZM123 91V90H122ZM151 91V90H150ZM162 91V90H161ZM171 91V90H170ZM20 92H22V90L20 91ZM65 92V91H64ZM99 92V91H98ZM121 92V91H120ZM19 93V92H18ZM29 93V92H28ZM111 93V92H110ZM123 93V92H122ZM19 94H21V93H19ZM34 94V93H33ZM36 94V93H35ZM50 94V93H49ZM97 94V93H96ZM155 94V93H154ZM162 94V93H161ZM170 94V93H169ZM175 94V93H174ZM22 95H24V94H22ZM171 95V94H170ZM181 95V94H180ZM17 96V95H16ZM26 96V95H25ZM100 96H102V95H100ZM116 96V95H115ZM133 96V95H132ZM162 96V95H161ZM160 96V97H161ZM168 96V95H167ZM245 96V95H244ZM18 97V96H17ZM16 97V98H17ZM126 97V96H125ZM141 97V96H140ZM26 98V97H25ZM32 98V97H31ZM53 98H56V97H53ZM105 98V97H104ZM139 98V97H138ZM156 98V97H155ZM245 98V97H244ZM6 99H9V98H6ZM15 99V98H14ZM36 99V98H35ZM51 99V98H50ZM114 99V98H113ZM145 99V98H144ZM161 99V98H160ZM165 99H167V98H165ZM180 98H178V100H179ZM22 100V99H21ZM99 100V99H98ZM115 100V99H114ZM168 100V99H167ZM247 100V99H246ZM10 102H11V100H9ZM37 101V100H36ZM65 101V100H64ZM112 101V100H111ZM119 101V100H118ZM139 101V100H138ZM137 101V102H138ZM171 101V100H170ZM109 102V101H108ZM125 102V101H124ZM147 102V101H146ZM9 103V102H8ZM43 103V102H42ZM110 103V102H109ZM116 103V102H115ZM135 103V102H134ZM139 103V102H138ZM141 103V102H140ZM191 103V102H190ZM195 103V102H194ZM203 103V102H202ZM4 104H6V103H4ZM11 104V103H10ZM36 104V103H35ZM34 104V105H35ZM52 103H51V101H50V105H51ZM60 104H61V102H60ZM107 104V103H106ZM155 104V103H154ZM172 104V103H171ZM215 104V103H214ZM243 104V103H242ZM8 105V104H7ZM18 104H16V106H17ZM109 105V104H108ZM111 105H113V104H111ZM145 105V104H144ZM247 105V104H246ZM249 105H250V103H249ZM37 106H39V105H37ZM57 106V105H56ZM61 106V105H60ZM131 106V105H130ZM174 106V105H173ZM244 106V105H243ZM5 107H9V106H5ZM35 107V106H34ZM40 107H41V105H40ZM52 107V106H51ZM55 107V106H54ZM71 107V106H70ZM70 107H68V108H70ZM99 107V106H98ZM107 107V106H106ZM105 107V108H106ZM118 107V106H117ZM123 107V106H122ZM144 107V106H143ZM146 107V106H145ZM161 107V106H160ZM159 107V108H160ZM214 107H215V105H214ZM247 107V106H246ZM19 108V107H18ZM86 108H87V106H86ZM100 108V107H99ZM114 108V107H113ZM167 108V107H166ZM248 108H249V106H248ZM8 109V108H7ZM34 109V108H33ZM48 109V108H47ZM54 109V108H53ZM59 109V108H58ZM67 109V108H66ZM88 109V108H87ZM86 109V110H87ZM94 109V108H93ZM135 109V108H134ZM190 109V108H189ZM6 110V109H5ZM22 110V109H21ZM26 110V109H25ZM99 110H101V109H99ZM116 110V109H115ZM123 110V109H122ZM128 110H129V108H128ZM146 110V109H145ZM173 110V109H172ZM242 110H243V108H242ZM249 110V109H248ZM254 114H257V116H259L260 117V119L258 120V118L255 120V121H248V123L246 124V123H243V124H241L240 123V121H238V120H235V123L233 124V125H231V126H233V127H228V126H226L225 128L226 129H224V130H222V131H220L219 133H215L214 135L215 136H213V137H215V138H213L212 139V137H211V139L209 140V139H207L208 137H207V135H205V134H203L202 133V131L204 132V131H206V130H198V131H194V129L196 128V127H201V129H202V126L203 125H206L205 123L209 120H207V118H204L203 117V113H201V112H199V110H195V112H193V113H189V112H186V114L184 113V117H185V119L187 120V122H188V126H189V128L191 127L193 130H191V128H190V130L191 131H194V132H197L198 133V137L197 138H193L194 136L193 135H191L192 134V132L190 133L189 131H185V130H183V132L182 133H180V135L179 136H177V140H176V137H175V139H174V137H170V138H172V143H170L169 141L170 140H168V142L169 143H166L167 142V140H166V142L165 143H160V146H158V145H154V143H153V141L154 140H152L153 138L155 139V135H161V134H163L164 133V130H163V132H158L159 131V129H154L152 126H153V124H151L152 126H150L151 128H150V130L148 131L149 132V134L152 132L153 133V131H154V133L152 134V136H150V135H148V136H145V138H140L139 139V142H138V145H137V147H138V151L139 152H145V154H147V155H149V156H147V157H151V156H153V155H155V153H156V146H158L159 148L158 149H161L162 151H164V152H170L172 149H175V148H173V144H174V142H177L179 139H180V141H178V142H181V144L183 143H188L190 146H192V148L194 147H197V146H199L198 144L199 143H204V142H206V143H208L209 144V142H211V144H209V145H211L210 147V149H213V150H217L218 149V147L220 146V144H218V142H220L222 145V147H224L223 149H224V154H225V152L228 150V146L232 143V142H234V141H238V140H240L241 138H243V139H245L246 140V142H244V143H246L247 145L246 146H243V147H238L239 149V151L241 152V151H245L244 152V154H246L247 156H240V157H237V158H231V159H229V157H228V159H227V157L226 156H224V155H222V156H219L218 155V157H216V155L217 154H215V157H216V159L215 160H212V159H207V161L205 162V164H204V166H202V167H198V168H196V165H194L195 166V169H193V170H191V171H189L190 172V174H191V176H194V177H199L201 180H207V181H209V182H211L212 181V179H214V177H215V174H214V171L212 170V168L214 167V169L216 168V169H222L221 171L223 172V173H225V179L223 180V182H221V183H219L218 182V184H214L213 185V187H211V188H206V189H204V190H200L198 193H197V191H196V193L197 194H191V193H186L185 192V197L187 198V200H183L182 201V203H181V208H180V214L182 215V214H184L183 216H181V215H179L178 216V218H175V217H177V216H175V217H173V218H175L173 221H175L174 223H176L175 225V227H177L178 228V231H176V229L174 230V231H176V232H167V234H166V232L164 233L165 235H167V237H170V238H173V239H175L174 240V244H179V245H181V244H183V243H185V242H187V246L185 245V246H183V245H181V246H177V248H175V250L173 251H171L170 253H168V255H167V261L168 262H172V261H174L175 259H179L180 261H181V259L182 260H186V259H189V261L192 263V264H197L198 263V261H200V262H202V263H204V264H233L234 262L236 263V261H238V257H233L231 254L233 253V251H231V249H230V245H232V244H235L236 242H234V240L235 239H237L238 241V244H240L241 243V241H242V239L243 238H245V236L246 235H249V234H251V233H253L254 234V232H256V231H259V230H261L263 227H264V146L263 145H261L263 142H264V106H258L257 108L256 107H253L252 109H250ZM250 110H249V112H250ZM6 111H8V110H6ZM17 111V110H16ZM32 111V110H31ZM49 111V110H48ZM95 111V110H94ZM98 111V110H97ZM135 111V110H134ZM152 111V110H151ZM158 111V110H157ZM162 111V110H161ZM160 111V112H161ZM170 111V110H169ZM179 111V110H178ZM184 111V110H183ZM201 111H203V110H201ZM245 111V110H244ZM24 112V111H23ZM47 112V111H46ZM45 112V113H46ZM68 112V111H67ZM86 112V111H85ZM119 112V111H118ZM136 112V111H135ZM143 112H145V111H143ZM147 112V111H146ZM155 112V111H154ZM157 113L156 115H155V120H154V123L156 124V125H158V126H160L161 124H169V120L171 119V117H170V119H168L169 117H167L166 118V116L164 117L163 115H162V113ZM99 113V112H98ZM122 114H124L125 112H121ZM127 114H128V112H126ZM125 113V114H126ZM247 113V112H246ZM9 114V113H8ZM66 114V113H65ZM124 114V115H125ZM207 114V113H206ZM247 114H249V113H247ZM17 115V114H16ZM39 115V114H38ZM49 115V114H48ZM86 115V114H85ZM84 115V116H85ZM97 115V114H96ZM95 115V116H96ZM100 115V114H99ZM130 115V114H129ZM138 115V114H137ZM153 115V114H152ZM253 115V114H252ZM177 116V115H176ZM205 116V115H204ZM19 117V116H18ZM143 117V116H142ZM154 117V116H153ZM152 117V118H153ZM206 117V116H205ZM235 117V116H234ZM32 118V117H31ZM89 118V117H88ZM150 118V117H149ZM35 119V118H34ZM85 119V118H84ZM101 119V118H100ZM250 119V118H249ZM26 120V119H25ZM30 120V119H29ZM32 120V119H31ZM39 120V119H38ZM52 120V119H51ZM64 120V119H63ZM74 120V119H73ZM148 120V119H147ZM150 120V119H149ZM153 119H151V121H152ZM168 120V121H167ZM48 121V120H47ZM91 121V120H90ZM98 121V120H97ZM96 121V122H97ZM103 121V120H102ZM120 121V120H119ZM126 121V120H125ZM150 121V122H151ZM40 122V121H39ZM56 122V121H55ZM69 122V121H68ZM101 122V121H100ZM105 122V121H104ZM109 122H111V121H109ZM127 122V121H126ZM126 122H124V123H126ZM149 122V123H150ZM64 123V122H63ZM102 123V122H101ZM108 123V122H107ZM130 123V122H129ZM140 123H141V121H140ZM144 123V122H143ZM148 123V125H147V128L149 127V124ZM23 124V123H22ZM34 124V123H33ZM39 124H41V123H39ZM55 124V123H54ZM75 124H77V123H75ZM138 124V123H137ZM155 124H154V126H155ZM170 124H172V123H170ZM58 125V124H57ZM67 125V124H66ZM112 125H113V123H112ZM181 125V124H180ZM234 125H236V126H234ZM32 126V125H31ZM39 126H41V125H39ZM47 126V125H46ZM106 126V125H105ZM107 126H109V125H107ZM144 126H146L145 124L143 125V127ZM157 126V127H158ZM168 126V125H167ZM53 127V126H52ZM51 127V128H52ZM72 127H74V125L72 126ZM79 127V126H78ZM104 127V126H103ZM110 128L112 127V126H109ZM108 127V128H109ZM114 127V126H113ZM112 127V128H113ZM126 127H128V126H126ZM141 127H142V125H136L135 126V128H136V130L138 131L139 129L142 131V129H141ZM156 127V126H155ZM156 127V128H157ZM163 127V126H162ZM185 127V126H184ZM207 127V126H206ZM37 128V127H36ZM81 128V127H80ZM120 128V127H119ZM158 128H160V127H158ZM210 128V127H209ZM55 129V128H54ZM68 129V128H67ZM105 129H106V127H105ZM104 129V130H105ZM144 129V128H143ZM145 129H146V127H145ZM182 129H184V128H182ZM186 129V128H185ZM199 129V128H198ZM207 129H208V127H207ZM23 130H25V129H23ZM40 130V129H39ZM42 130V129H41ZM49 130V129H48ZM57 130V129H56ZM79 130V129H78ZM82 130H84V129H82ZM81 130V131H82ZM99 130V129H98ZM110 130H112V129H110ZM120 130H121V128H120ZM134 130V129H133ZM139 130V131H140ZM168 130V129H167ZM172 130V129H171ZM171 130H168V132H167V136L168 135H170L169 134V131H171ZM188 130V129H187ZM197 130V129H196ZM210 130V129H209ZM212 130V129H211ZM64 131V130H63ZM109 131V130H108ZM107 131V132H108ZM113 131H116V128H115V130H113ZM113 131H112V133H113ZM161 131H162V128H161ZM179 131V130H178ZM49 132V131H48ZM71 132V131H70ZM73 132H75V130L73 131ZM79 132V131H78ZM77 132V134L78 135H80L79 133ZM100 132V131H99ZM105 133H106V131H104ZM120 132V131H119ZM128 132V131H127ZM146 132V131H145ZM145 132H142V133H145ZM193 132V133H194ZM207 132V131H206ZM212 133H214V131L212 130L211 131ZM29 133V132H28ZM34 133V132H33ZM68 133H69V131H68ZM67 133V134H68ZM87 133V132H86ZM92 133V132H91ZM103 133V132H102ZM109 133V132H108ZM141 133V132H140ZM140 133H139V135H140ZM11 134V133H10ZM23 134V133H22ZM37 134V133H36ZM74 134V133H73ZM127 134V133H126ZM165 134V133H164ZM163 134V135H164ZM173 134H174V132H173ZM39 135V134H38ZM58 135V134H57ZM70 135V134H69ZM71 135H72V132H71ZM77 135V138L79 137ZM97 135V134H96ZM104 135V134H103ZM137 135H138V133H137ZM138 135V136H139ZM143 135H145V134H143ZM162 135V136H163ZM177 135V134H176ZM211 135V134H210ZM25 136V135H24ZM68 136V135H67ZM73 136V135H72ZM72 136H71V138H72ZM84 136V135H83ZM83 136H81V137H83ZM86 136V135H85ZM109 136V135H108ZM138 136H136V137H134V138H137ZM209 136V135H208ZM8 137V136H7ZM23 137V136H22ZM31 137V136H30ZM35 137V136H34ZM55 137H57V136H55ZM74 137V136H73ZM157 137V136H156ZM207 137V138H206ZM76 138V137H75ZM86 138V137H85ZM88 138V137H87ZM87 138H86V140H87ZM96 138V137H95ZM99 138V137H98ZM97 138V139H98ZM101 138V137H100ZM116 138V137H115ZM151 138V139H150ZM165 138V137H164ZM219 140H218V139ZM10 139V138H9ZM35 139V138H34ZM46 139V138H45ZM57 139V138H56ZM94 139V138H93ZM113 139V138H112ZM168 139V138H167ZM215 139H216V141H215ZM16 140V139H15ZM52 140V139H51ZM108 140V139H107ZM77 141L78 142H80V144L78 145V146H76L77 144V142L75 143V141H74V139H73V144H74V146L75 147H78V148H80V151H81V149H82V152H83V149L85 150V149H88V152L90 153V154H94V153H97V151L99 150V149H104L103 147H102V145H100V142H98L97 143V141L96 140H92L91 139V141H85L83 138H78L77 139ZM104 141V140H103ZM103 141H101L102 142V144H103ZM122 143H125V142H127L128 144H133L132 143V141H130V140H128L127 138H123L122 140ZM120 141V142H121ZM136 141H138L137 139H136ZM18 142H19V140H18ZM36 142V141H35ZM55 142V141H54ZM72 142V141H71ZM109 142V141H108ZM113 141L111 140V143H112ZM134 142H135V139H134ZM159 142V141H158ZM177 142V143H178ZM240 142V141H239ZM26 143V142H25ZM44 143V142H43ZM46 143V142H45ZM51 143V142H50ZM59 143V142H58ZM67 143V142H66ZM118 143V142H117ZM121 143V144H122ZM176 143V144H177ZM187 143H186V145H187ZM7 144V143H6ZM39 144V143H38ZM49 144V143H48ZM109 144V143H108ZM113 144V143H112ZM112 144H109V145H112ZM119 144V143H118ZM181 144H179V147H180V145ZM219 146H218V145ZM233 144V143H232ZM241 144V143H240ZM25 145V144H24ZM23 145V146H24ZM34 145V144H33ZM33 145H32V147H33ZM36 145V144H35ZM42 145V144H41ZM47 145V144H46ZM55 145V144H54ZM72 145V144H71ZM134 145V144H133ZM132 145V146H133ZM136 145V144H135ZM243 145V144H242ZM27 146V145H26ZM40 146V145H39ZM42 146H44V145H42ZM70 146V145H69ZM73 146V145H72ZM71 146V147H72ZM104 146V145H103ZM129 146V145H128ZM175 146V145H174ZM203 146V145H202ZM218 146V147H217ZM236 146H239V145H236ZM249 146V148H247ZM48 147V146H47ZM46 147V148H47ZM51 147V146H50ZM57 147V146H56ZM61 147H63V146H61ZM209 147V146H208ZM67 148V147H66ZM74 147H72V149H73ZM78 148H76V149H78ZM237 148V147H236ZM68 149V148H67ZM71 149V150H72ZM75 149V148H74ZM187 149V148H186ZM206 149V148H205ZM222 149V150H223ZM232 149H234V148H232ZM42 150V149H41ZM44 150V149H43ZM65 150V149H64ZM70 150V149H69ZM71 150H70V155H72L71 154ZM105 151H106V149H104ZM184 150V149H183ZM182 150V151H183ZM192 150V149H191ZM194 150V149H193ZM219 150H221V149H219ZM231 150V149H230ZM34 151V150H33ZM51 151V150H50ZM65 151H68V150H65ZM73 151H75V150H73ZM103 151V150H102ZM110 151V150H109ZM158 151V150H157ZM173 151H175V150H173ZM181 151V150H180ZM188 151V150H187ZM211 151V150H210ZM237 151V150H236ZM47 152H48V148H47ZM79 152V151H78ZM85 152V151H84ZM87 152V151H86ZM111 152V151H110ZM129 152V151H128ZM127 152V153H128ZM134 152V151H133ZM155 152V153H154ZM163 152V153H164ZM192 152V151H191ZM196 152V151H195ZM194 152V153H195ZM201 152V151H200ZM206 152V151H205ZM213 152V151H212ZM217 152V151H216ZM215 152V153H216ZM231 152V151H230ZM238 152V151H237ZM239 152V153H240ZM55 153V152H54ZM67 153V152H66ZM81 153V152H80ZM102 153V152H101ZM101 153H99V154H101ZM112 153V152H111ZM123 153V152H122ZM121 153V154H122ZM176 153V152H175ZM177 153H178V151H177ZM187 153V152H186ZM204 153V152H203ZM214 153V152H213ZM221 153V152H220ZM60 154V153H59ZM59 154H58V156H59ZM170 154H172L171 152H170ZM174 154V153H173ZM199 154V153H198ZM219 154V153H218ZM235 154V153H234ZM238 154V153H237ZM27 155V154H26ZM68 155V154H67ZM76 155V154H75ZM80 155V154H79ZM87 155H88V153H87ZM96 154H94V156H95ZM110 155V154H109ZM116 155V154H115ZM124 155H126V154H124ZM128 155V154H127ZM139 155H141V154H139ZM163 155V154H162ZM183 155V154H182ZM191 155V154H190ZM214 155V154H213ZM57 156V155H56ZM64 156V155H63ZM91 156V155H90ZM117 156V155H116ZM138 156V155H137ZM168 156V155H167ZM170 156V155H169ZM168 156V158L169 159H173L172 157V155L169 157ZM177 156V155H176ZM233 156V155H232ZM40 158H38V156H32V157H29L28 156V158H30L36 165L35 166H37V167H43L44 169L42 170V171H46V172H48V170H50V168H51V166H52V164H50L51 163V161L52 160H50V158L49 159H42L43 160V163L41 162L42 160H41V158H43L44 156H42L41 157V155L39 156ZM48 157V156H47ZM67 157V159H68V156H66ZM65 157V158H66ZM70 157V156H69ZM76 157H80V156H76ZM75 157V158H76ZM93 157V156H92ZM103 157V156H102ZM185 157V156H184ZM183 157V158H184ZM208 157V156H207ZM222 157V158H221ZM236 157V156H235ZM19 158V157H18ZM24 158V157H23ZM27 158V159H28ZM53 158H56V157H53ZM73 158V157H72ZM81 158V157H80ZM94 158V157H93ZM95 158H97V157H95ZM104 158H106L105 156H104ZM129 158V157H128ZM132 158V157H131ZM179 158V157H178ZM182 158V157H181ZM26 159V160H27ZM78 159V158H77ZM83 159V158H82ZM101 159V158H100ZM108 159H110V158H108ZM134 159V158H133ZM137 159H138V157H137ZM140 159V158H139ZM144 159V158H143ZM142 159V160H143ZM214 159V158H213ZM20 160V159H19ZM24 160H25V158H24ZM24 160H23V162H24ZM55 160V159H54ZM168 160V159H167ZM166 160V161H167ZM206 160V159H205ZM22 161V160H21ZM30 161V160H29ZM78 161V160H77ZM76 161V162H77ZM85 161V160H84ZM100 161V160H99ZM99 161H96V162H99ZM101 161H102V159H101ZM113 161V162H112ZM110 160V161H108L107 159H105L103 162H101V163H98L97 165H95V166H89V167H85V165L83 166V165H81V163H80V165L77 167V166H75V168H73L72 166L70 167V164L68 165L69 167L68 168H65V169H70V171L71 172H73V173H75V177H74V179H73V177L72 176H69V173H70V171H67L66 173H67V175L66 176H64L61 172H59V170H58V168L55 170V172L54 173H56V181H57V179H58V183L56 184V186L57 187H59V191H58V193L60 192V191H63V190H66L67 188L68 189H73V190H75V189H81L82 187L81 186H85V188L87 187V186H90V187H93V189L94 190H92V189H90L89 190V192H83V194H82V196H78V194H76V195H74L75 197L72 199V201H71V204L69 203V201H68V203L70 204H68V206H66V204H65V206H66V208H67V213L68 212H71V213H68V214H70L69 215V217H70V219L71 218H73V219H75L74 221H69V222H67V220H63L62 221V219H60V220H57V221H59L58 223H56L55 224V226H57V230L58 231H60V232H63V231H65L66 229H70V231L72 230H74V231H77V230H79L81 227H88V228H90V229H93V231L95 230V231H97V230H99L100 228H102L101 227V223H105L104 225H106V224H111V223H109V222H111L113 219H114V216L115 217H117V215H128V212H129V210L130 209H132V213H136V214H140V212H144L145 211V209L143 208V207H137L138 205L137 204H133V205H130V206H127V203L126 204H123V203H121L122 201H121V199L123 198V199H126L125 197H127V198H130L127 194H129V192L126 194V191H127V189H128V184H126L127 182H128V180L127 181H124L125 179H123V177H122V179H123V181L121 180V185L122 186H113V184L114 183H112L111 181H112V179H111V181H108V180H106V179H104V175H103V172H104V168H109V169H111V168H113V167H117V168H120V167H118L117 165H119V164H121V162L123 161V159H121V160H119V158L118 157H115L114 158V160ZM132 161V160H131ZM139 161V160H138ZM173 161V160H172ZM20 162V161H19ZM28 162V161H27ZM32 162V163H33ZM40 162H41V165H40ZM57 162H58V160H57ZM69 162V161H68ZM74 162H75V160H74ZM124 162V161H123ZM126 162V161H125ZM135 162H136V160H135ZM168 162V161H167ZM176 162H177V160H176ZM182 162H183V160H182ZM192 162V161H191ZM202 162V161H201ZM61 163V162H60ZM71 163V162H70ZM84 163V162H83ZM93 163H95L94 161H93ZM150 163V162H149ZM178 163V162H177ZM53 164H54V162H53ZM57 164V163H56ZM55 164V165H56ZM68 164V163H67ZM76 164V163H75ZM141 164V163H140ZM157 164V163H156ZM166 164V163H165ZM194 164V163H193ZM198 164V163H197ZM202 164V163H201ZM200 164V165H201ZM240 164H242V169H238L239 168V165ZM2 165V164H1ZM31 165H33V164H31ZM58 165H59V163H58ZM92 165V164H91ZM170 165H172V164H170ZM179 165V164H178ZM199 165V164H198ZM6 166V165H5ZM17 166V165H16ZM21 166V165H20ZM61 166V165H60ZM124 166V165H123ZM145 166V165H144ZM151 166V165H150ZM149 166V167H150ZM161 166V165H160ZM173 166V165H172ZM175 166V165H174ZM183 166V165H182ZM187 166V165H186ZM189 166V165H188ZM210 166H212V168L210 167ZM59 167V166H58ZM125 167V166H124ZM132 167V166H131ZM138 167H140V166H138ZM137 167V168H138ZM142 167V166H141ZM147 167V166H146ZM145 167V168H146ZM240 167H241V165H240ZM246 167V168H245ZM30 168V167H29ZM53 168V167H52ZM52 168H51V170H52ZM127 168V167H126ZM150 168H152V167H150ZM149 168V169H150ZM168 168V167H167ZM194 168V167H193ZM16 169V168H15ZM41 169V168H40ZM64 169V168H63ZM103 169V170H102ZM143 169V168H142ZM154 169V168H153ZM169 169H171V168H169ZM172 169H173V167H172ZM179 169V168H178ZM32 170V169H31ZM144 170V169H143ZM158 170V169H157ZM157 170H154V171H157ZM190 170V169H189ZM10 171V170H9ZM12 171H13V169H12ZM15 171V170H14ZM26 171V170H25ZM30 171V170H29ZM40 171V170H39ZM54 171V170H53ZM110 171V170H109ZM115 171V170H114ZM117 171V170H116ZM125 171V170H124ZM137 171H139L138 169H137ZM171 171V170H170ZM34 172H36V171H34ZM46 172L44 173V174H46ZM52 172V171H51ZM50 172V173H51ZM106 172V171H105ZM162 172V171H161ZM217 172V171H216ZM16 173H18V172H16ZM33 173V172H32ZM31 173V174H32ZM38 173H41V172H38ZM49 173V174H50ZM53 173V172H52ZM114 173V172H113ZM125 173V172H124ZM166 173V175H167V177H169L170 176V173L168 172V171H166L165 172ZM181 174H182V172H180ZM180 173H179V175H180ZM183 173H184V171H183ZM186 173H188V172H186ZM48 174V175H49ZM131 174H133V173H131ZM150 174V173H149ZM163 174H164V172H163ZM173 174V173H172ZM171 174V175H172ZM175 174H176V170H175ZM41 175H43V173H41ZM41 175H40V177H41ZM54 174H52L51 176H53ZM102 175H103V178H102ZM108 175H109V173H108ZM117 175V174H116ZM130 175V174H129ZM158 175V174H157ZM161 175V174H160ZM165 175V174H164ZM188 175V174H187ZM156 176V175H155ZM162 176V175H161ZM181 176H183V175H181ZM190 176V175H189ZM188 176V177H189ZM190 176V177H191ZM218 176V175H217ZM216 176V177H217ZM112 177V176H111ZM120 177V176H119ZM118 177V178H119ZM133 177V176H132ZM176 177H177V175H176ZM189 177V178H190ZM221 177H223V176H221ZM39 178V177H38ZM53 178V177H52ZM113 178V177H112ZM117 178V179H118ZM135 178H136V176H135ZM158 178V177H157ZM171 178H172V176H171ZM175 178V177H174ZM178 178H179V176H178ZM180 178H182L183 179V182H184V180H185V178H186V176H185V174H184V177H180ZM42 179H44V178H42ZM54 179V178H53ZM100 179H101V181H100ZM134 179V178H133ZM169 180H170V178H168ZM191 179H193V178H191ZM223 179V178H222ZM32 180V179H31ZM37 180V179H36ZM55 180V179H54ZM135 180V179H134ZM136 180H137V178H136ZM177 180V179H176ZM175 180V181H176ZM215 180H216V178H215ZM214 180V181H215ZM219 180H221V178L219 179ZM99 181V182H98ZM179 181H181V179L179 180ZM186 181L187 180H185V182L184 183H186ZM189 182V184L187 185V186H191V184H193V182L192 181H190V180H188ZM44 182V181H43ZM55 182V181H54ZM54 182H50L52 185H55L54 184ZM120 182V181H119ZM129 182H130V180H129ZM128 182V183H129ZM144 182V181H143ZM150 182V181H149ZM164 182V181H163ZM200 182V181H199ZM202 182V181H201ZM39 183V182H38ZM56 183V182H55ZM108 183V185L106 186V184ZM132 183V182H131ZM139 183H141V182H139ZM158 183V182H157ZM161 183H162V179H161ZM172 183V182H171ZM181 183V182H180ZM183 183V184H184ZM212 183V182H211ZM45 184V183H44ZM50 184V185H51ZM97 184V185H96ZM117 184H118V182H117ZM130 184V183H129ZM138 184V183H137ZM146 184V183H145ZM195 184V183H194ZM198 184V183H197ZM207 184H209V183H207ZM34 185V184H33ZM154 185H157V184H153V186ZM165 185V184H164ZM44 186V185H43ZM48 186H49V184H48ZM96 186V187H95ZM132 186V185H131ZM160 186V185H159ZM185 186H186V184H185ZM186 186V187H187ZM200 186V185H199ZM209 186V185H208ZM28 187V186H27ZM45 187V186H44ZM43 187V188H44ZM64 187H66V188H64ZM79 187H81V188H79ZM139 187V186H138ZM142 187V186H141ZM144 187V186H143ZM148 187H149V185L147 186H145L144 188L147 190L148 189ZM175 187V186H174ZM197 187V186H196ZM109 188V189H108ZM151 187H149V189H150ZM162 188V187H161ZM170 188H172V187H170ZM178 188V187H177ZM182 188V187H181ZM49 189H50V187H49ZM51 189H53L54 190V188H51ZM50 189V190H51ZM55 189H56V187H55ZM67 189V190H68ZM143 189V188H142ZM167 189V188H166ZM175 189H176V187H175ZM195 189V188H194ZM31 190V189H30ZM37 190H39V189H37ZM36 190V191H37ZM42 190V189H41ZM45 190H47V188L45 189ZM45 190L43 191V193L45 194ZM49 190V191H50ZM72 190V191H73ZM129 190H130V188H129ZM128 190V191H129ZM133 190V189H132ZM132 190H130V191H132ZM140 190V189H139ZM144 190V189H143ZM164 190H165V188H164ZM55 191V190H54ZM71 191V192H72ZM85 191V190H84ZM182 191V190H181ZM219 191V192H218ZM30 192V191H29ZM40 192L41 191H37L36 192V201L38 200L39 202H41L42 200H43V195H41L40 194ZM140 192H142V191H140ZM145 192V191H144ZM149 192V191H148ZM154 192H156V191H154ZM170 192V191H169ZM174 192V191H173ZM180 192V191H179ZM191 192V191H190ZM195 192V191H194ZM25 193H27L28 194V192H25ZM34 193V192H33ZM50 193V192H49ZM51 193H52V190H51ZM55 193V192H54ZM53 193V194H54ZM62 193V192H61ZM61 193H59V195L61 194ZM67 193H68V191H67ZM74 193H77L76 191L74 192ZM135 193V192H134ZM150 193V192H149ZM152 193H153V191H152ZM177 193V192H176ZM216 193H220V194H227V196L228 195H230L231 197H229V198H231L230 200H227L226 202H222V204L220 203V205H218L217 207H219L220 209H218V211L217 212H215V214H214V216H213V214H212V212L210 213L207 209H205L206 211L205 212H203L204 211V209L203 208H205V207H201L203 210H201L199 213H194V211L192 210V206H191V204H193V202H195V201H197L198 200V198L199 197H201L202 199H204L205 200V198L208 200V201H206L207 202V204L209 203V201H210V199L209 198H211L210 196H212V195H216ZM23 194H24V192H23ZM26 194V195H27ZM31 194V193H30ZM57 194V193H56ZM71 195H72V193H70ZM70 194H69V196H70ZM130 194H131V192H130ZM129 194V195H130ZM142 194H143V192H142ZM146 194V193H145ZM157 194L159 195L160 193H158L157 192ZM10 195V194H9ZM35 195V194H34ZM33 195V196H34ZM47 195V194H46ZM50 195V194H49ZM135 195V194H134ZM137 195V194H136ZM135 195V196H136ZM141 195V194H140ZM148 195V194H147ZM153 195H154V193H153ZM218 195V194H217ZM24 196H25V194H24ZM30 196H32V195H30ZM63 196V193L60 195V197H62ZM125 196V197H124ZM133 196V195H132ZM132 196H131V200L133 199L132 198ZM143 196V195H142ZM142 196H140L139 198H141ZM162 196V195H161ZM181 196H182V194H181ZM221 196V195H220ZM15 197V196H14ZM41 197H42V200H41ZM52 197V196H51ZM67 197V196H66ZM71 197V196H70ZM69 197V198H70ZM114 197H117L118 199L121 197V199L119 200V202H113V203H111V201H112V199L114 198ZM163 197V196H162ZM13 198V197H12ZM18 198H20V197H18ZM22 198V197H21ZM34 198V197H33ZM32 198V199H33ZM58 198V197H57ZM56 195H55V201H56ZM68 198V199H69ZM154 198V197H153ZM155 198H156V196H155ZM184 198V197H183ZM219 198V197H218ZM226 198V197H225ZM228 198V197H227ZM228 198V199H229ZM25 199V198H24ZM24 199L22 198V200L24 201ZM31 199V198H30ZM30 199H29V201H28V203L30 202ZM44 199H45V195H44ZM60 199V198H59ZM122 199V200H123ZM144 199H145V195H144ZM151 199V198H150ZM161 199V198H160ZM213 199V198H212ZM216 199V198H215ZM15 200H17L18 201V199H16L15 198ZM14 200V201H15ZM70 200V199H69ZM117 200V199H116ZM141 200V199H140ZM146 200H147V198H146ZM20 201V200H19ZM34 201H35V199H34ZM54 201V200H53ZM58 201V200H57ZM118 201V200H117ZM125 201V200H124ZM166 201V200H165ZM213 201H214V199H213ZM26 202V201H25ZM24 202V203H25ZM39 202H37V203H39ZM59 202V201H58ZM95 202H101L102 204H104V205H102V206H104V207H102L103 208V210H100L99 208H97L96 207V210H92V211H96L95 213L96 214H92V212L90 211L91 209H92V207L91 206H93V204L95 203ZM130 202H132V201H129V203ZM134 203H135V201H133ZM140 201H138V203H139ZM157 202V201H156ZM186 202H188V203H186ZM206 202L204 203V205L206 204ZM18 203H20V202H18ZM21 203H22V201H21ZM27 203V202H26ZM35 203L36 202H33V205H30V207H32V208H34V209H37V208H39V204H37V205H35ZM62 203V202H61ZM215 203V202H214ZM217 203V202H216ZM17 204V203H16ZM43 204H45V203H43ZM96 204V203H95ZM94 204V205H95ZM99 204V203H98ZM211 204H213L212 202H211ZM211 204H210V206H211ZM240 204H242L241 206L242 207H240ZM4 205V204H3ZM6 205V204H5ZM7 205H9V204H7ZM20 205V204H19ZM28 205V204H27ZM28 205V206H29ZM47 205V204H46ZM49 205H52V203L50 202V204ZM112 205V206H111ZM141 205V204H140ZM169 205V204H168ZM203 205V206H204ZM21 206H22V204H21ZM23 206H25V205H23ZM22 206V207H23ZM44 205H42V207H43ZM156 206V205H155ZM162 208H161V207ZM158 208H157V210L158 211H160V212H162V214H166L168 211H170V210H172V207H164L163 206V204H161ZM172 206V205H171ZM206 206V205H205ZM215 206V205H214ZM29 207V208H30ZM41 207V208H42ZM46 207V206H45ZM44 207V208H45ZM48 207V206H47ZM47 207H46V209H47ZM57 207H58V205H57ZM88 207H91V209L89 210L88 209ZM212 207V206H211ZM28 208V207H27ZM48 208H50V207H48ZM55 208H56V206H55ZM62 208V207H61ZM154 208V207H153ZM208 208V207H207ZM245 208V209H244ZM3 209H4V207H3ZM6 209V208H5ZM212 209V208H211ZM211 209H209L210 211H212ZM41 210V209H40ZM49 210V209H48ZM53 210H54V208H53ZM56 210V209H55ZM54 210V211H55ZM60 210V209H59ZM66 210V209H65ZM179 210V209H178ZM244 210H246L245 211V213L243 212ZM32 211H34L33 209H32ZM42 211V210H41ZM49 211H51L52 212V210L50 209ZM3 212V211H2ZM8 212V211H7ZM43 212V211H42ZM157 212V211H156ZM173 212V211H172ZM1 213V212H0ZM6 213V212H5ZM45 213V212H44ZM50 213V212H49ZM54 214H55V212H53ZM67 213H66V215H67ZM129 214V215H133V214ZM169 213V212H168ZM10 214V213H9ZM52 214V213H51ZM115 214V215H114ZM162 214L160 213V216H162ZM50 215V214H49ZM66 215H62L61 217H63L64 218V216H66ZM141 215V214H140ZM153 215V214H152ZM156 215H157V213H156ZM10 216V215H9ZM42 216H44V215H42ZM47 216V215H46ZM55 216H57V215H55ZM137 216V215H136ZM151 216V215H150ZM154 216V215H153ZM166 216V215H165ZM164 216V217H165ZM171 216H172V214H171ZM5 217V216H4ZM40 217V216H39ZM69 217L67 216V218H65V219H69ZM130 217V216H129ZM163 217V216H162ZM169 217V216H168ZM124 218V217H123ZM131 218V217H130ZM135 218V217H134ZM137 218V217H136ZM160 218V217H159ZM116 219V218H115ZM120 219V218H119ZM126 219V218H125ZM128 219V218H127ZM151 219V218H150ZM158 219V218H157ZM193 219V220H192ZM130 220V219H129ZM171 220V219H170ZM179 220V221H178ZM18 221V220H17ZM37 221V220H36ZM46 221V220H45ZM132 222L134 221V220H131ZM137 221V220H136ZM156 221V220H155ZM158 221V220H157ZM164 221V220H163ZM193 221V222H192ZM32 222V221H31ZM49 222V221H48ZM48 222H46V223H44V221H43V224H41L43 227H44V230H45V228L47 227V226H49L48 225ZM113 222H114V224H117V223H119V222H117V221H115V220H113ZM125 222V221H124ZM129 222V221H128ZM131 222V223H132ZM138 222V221H137ZM160 222V221H159ZM22 223H24V222H22ZM21 223V224H22ZM42 223V222H41ZM130 223V222H129ZM179 223V224H178ZM13 224V223H12ZM15 224V223H14ZM124 224V223H123ZM137 224V223H136ZM162 224V223H161ZM19 225V224H18ZM36 225H38V224H35V226ZM135 225V224H134ZM201 225H202V227H201ZM16 226V225H15ZM21 225H19V226H17V227H20ZM24 226V225H23ZM121 226V225H120ZM136 227H137V225H135ZM167 226V225H166ZM113 227V226H112ZM116 227V226H115ZM122 227H124V226H122ZM165 227V226H164ZM23 227H20L19 229H21V231L23 230L22 229ZM105 228V227H104ZM102 229V230H104V232H106L105 230H106V228L105 229ZM162 228H163V226H162ZM198 228V229H197ZM29 229V228H28ZM37 229H39V228H37ZM36 229V230H37ZM41 229V228H40ZM47 229V228H46ZM54 229V228H53ZM82 229V228H81ZM173 229V228H172ZM195 229H197V231H198V233H195V235H194V237L192 238V239H189V240H187V234H186V232H188V231H194ZM18 230V229H17ZM16 230V231H17ZM71 231V232H72ZM101 231V230H100ZM164 231V230H163ZM162 231V232H163ZM223 232V237L218 241V239L216 238V236L220 233V232ZM6 232V231H5ZM8 232V231H7ZM20 232V231H19ZM78 232V231H77ZM74 233V232H73ZM257 233V232H256ZM42 234H44V233H42ZM62 234V233H61ZM72 234V233H71ZM77 234V233H76ZM163 234V235H164ZM188 234H190L189 232H188ZM193 234V233H192ZM258 234V233H257ZM256 234V237H254V238H252L253 240L251 241V244H249V245H251V247L253 248H256V247H258L259 248V246H260V248L262 249V247L264 248V244H263V246H262V243L264 242V241H262V240H264V239H262L263 238V235L264 234H262V233H260L259 235H257ZM18 235V234H17ZM241 235H243V236H241ZM38 236V235H37ZM162 236V235H161ZM160 236V237H161ZM190 236V235H189ZM250 236V235H249ZM4 237V236H3ZM49 237V236H48ZM47 237V238H48ZM165 238H166V236H164ZM24 238V237H23ZM28 238V237H27ZM38 238V237H37ZM46 238V237H45ZM162 238V237H161ZM1 239H2V237H1ZM0 239V240H1ZM35 239H36V237H35ZM172 239V240H173ZM6 240V239H5ZM37 240V239H36ZM40 240V239H39ZM50 240V239H49ZM55 240V239H54ZM66 240V239H65ZM95 240V239H94ZM160 240V239H159ZM170 240V239H169ZM42 241V240H41ZM47 241V240H46ZM52 241V240H51ZM50 241V242H51ZM69 241V240H68ZM87 241V240H86ZM97 241V240H96ZM171 241V240H170ZM3 242V241H2ZM12 242V241H11ZM30 242V241H29ZM28 242V243H29ZM59 242V241H58ZM62 242V241H61ZM70 242V241H69ZM153 242H154V240H153ZM188 242H190L189 244H188ZM40 243V242H39ZM60 243V242H59ZM84 243H85V241H84ZM88 242H86V244H87ZM155 243V242H154ZM163 242H161V244H162ZM8 244V243H7ZM13 244V243H12ZM25 244H26V242H25ZM32 244V243H31ZM37 244V243H36ZM57 244V243H56ZM89 244V243H88ZM94 244H96L95 242H94ZM100 244V243H99ZM107 244V243H106ZM160 244V245H161ZM246 243H244V246L242 247V248H244L246 245H245ZM27 245V244H26ZM33 245V244H32ZM64 245V244H63ZM248 245V246H249ZM12 246V245H11ZM88 246V245H87ZM96 246V245H95ZM236 246H238V245H236ZM262 246V247H261ZM7 247V246H6ZM16 247V246H15ZM15 247H14V249H15ZM29 247V246H28ZM82 247H84V249H86L85 248V246H82ZM80 248V249H83V248ZM173 247V246H172ZM18 248H20V247H18ZM25 248V247H24ZM70 248V247H69ZM168 248V247H167ZM173 248V249H174ZM250 248V247H249ZM253 248V249H254ZM29 249V248H28ZM245 249V248H244ZM171 250V249H170ZM246 250V249H245ZM255 250V249H254ZM263 250V249H262ZM262 250H260L259 251V257H260V252L262 251ZM0 251H2V249L0 250ZM22 251V250H21ZM48 251V250H47ZM47 251H46V253H47ZM56 251H57V253H58V250L56 249ZM20 252V251H19ZM40 252V251H39ZM43 252V251H42ZM165 252H166V250H165ZM257 252H258V250H257ZM25 253V252H24ZM29 253H31V252H29ZM46 253H44V254H46ZM55 253V252H54ZM61 253V252H60ZM59 253V254H60ZM263 253V252H262ZM18 254H20V253H18ZM43 254V253H42ZM43 254V256H46V255H44ZM257 254V253H256ZM264 254V253H263ZM26 255V254H25ZM24 255V256H25ZM166 255V254H165ZM20 256V255H19ZM23 256V255H22ZM30 256V255H29ZM39 256H41V253H40V255ZM48 256V255H47ZM223 256H224V258H223ZM61 257V256H60ZM166 257V256H165ZM17 258V257H16ZM19 258V257H18ZM41 258V257H40ZM39 258V259H40ZM44 258V257H43ZM50 258H51V256H50ZM21 259V258H20ZM25 259V258H24ZM55 259H56V257H55ZM165 259V258H164ZM165 259V260H166ZM256 259H258V258H256ZM255 259V260H256ZM45 260V259H44ZM58 260V259H57ZM20 261V260H19ZM48 261H50V260H48ZM47 261V262H48ZM187 261V260H186ZM29 262V261H28ZM178 262V261H177ZM188 262V261H187ZM186 262V263H187ZM240 262V261H239ZM239 262H237V263H239ZM264 262V261H263ZM48 263H50V262H48ZM55 263V262H54ZM44 264H47V263H44ZM165 264V263H164ZM166 264H167V262H166ZM179 264V263H178ZM181 264V263H180ZM188 264V263H187ZM264 264V263H263Z\"/></svg>", "mask_w": 264, "mask_h": 264}]
</instances>
